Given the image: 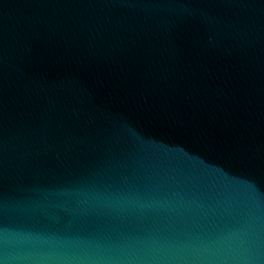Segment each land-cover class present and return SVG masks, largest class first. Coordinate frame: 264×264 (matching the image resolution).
Listing matches in <instances>:
<instances>
[{"label":"water","instance_id":"1","mask_svg":"<svg viewBox=\"0 0 264 264\" xmlns=\"http://www.w3.org/2000/svg\"><path fill=\"white\" fill-rule=\"evenodd\" d=\"M0 264H264V0H0Z\"/></svg>","mask_w":264,"mask_h":264}]
</instances>
